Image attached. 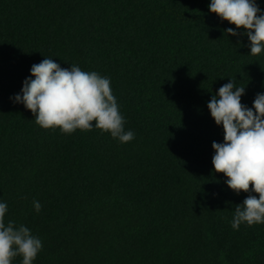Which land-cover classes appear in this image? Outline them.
I'll return each mask as SVG.
<instances>
[{
  "label": "trees",
  "instance_id": "1",
  "mask_svg": "<svg viewBox=\"0 0 264 264\" xmlns=\"http://www.w3.org/2000/svg\"><path fill=\"white\" fill-rule=\"evenodd\" d=\"M208 2L0 0V200L5 223L41 239L32 264H264V222L231 227L248 193L212 170L223 129L206 106L229 78L251 106L264 49L250 54ZM44 55L107 76L133 139L45 128L14 103Z\"/></svg>",
  "mask_w": 264,
  "mask_h": 264
},
{
  "label": "clouds",
  "instance_id": "2",
  "mask_svg": "<svg viewBox=\"0 0 264 264\" xmlns=\"http://www.w3.org/2000/svg\"><path fill=\"white\" fill-rule=\"evenodd\" d=\"M207 8L237 26L226 27L224 32L237 36L238 43L241 35L247 36L250 54L264 49V9L256 0H209ZM51 57L44 55L32 63L31 75L23 78L20 90L9 98L23 103L33 112L35 122L45 128L59 126L61 132L70 133L76 128L97 127L120 142L133 139L134 132L124 129L110 79L96 71H84L75 63L61 67ZM244 91V85L237 86L229 78L206 101L210 116L223 129L222 141L211 142L212 170L222 172L224 183L235 192L248 193L234 206L233 229L242 222H264V91L255 94L251 106L241 102ZM32 205L39 212L40 201L33 199ZM6 212L7 203L0 200V264H11L17 254L21 256L19 264H32L42 241L22 223L14 226L11 219L5 223Z\"/></svg>",
  "mask_w": 264,
  "mask_h": 264
}]
</instances>
